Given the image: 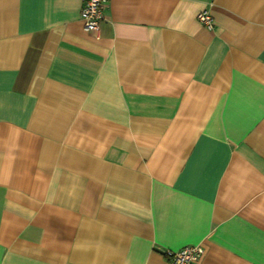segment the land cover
<instances>
[{"label":"crops","instance_id":"1","mask_svg":"<svg viewBox=\"0 0 264 264\" xmlns=\"http://www.w3.org/2000/svg\"><path fill=\"white\" fill-rule=\"evenodd\" d=\"M83 1L0 0V264H264V0Z\"/></svg>","mask_w":264,"mask_h":264},{"label":"built area","instance_id":"2","mask_svg":"<svg viewBox=\"0 0 264 264\" xmlns=\"http://www.w3.org/2000/svg\"><path fill=\"white\" fill-rule=\"evenodd\" d=\"M105 0H84L80 11V19L86 32L95 36L99 34V25L103 20ZM198 22L206 29H214V20L207 9L197 15ZM204 251L200 246H186L177 251L164 253L168 264H198Z\"/></svg>","mask_w":264,"mask_h":264}]
</instances>
